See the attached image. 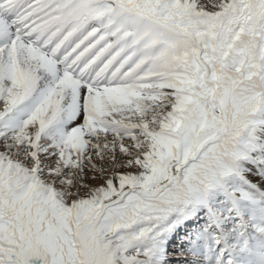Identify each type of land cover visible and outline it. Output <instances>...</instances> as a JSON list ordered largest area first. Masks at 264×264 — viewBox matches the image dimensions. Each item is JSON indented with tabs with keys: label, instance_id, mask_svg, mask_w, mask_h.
<instances>
[{
	"label": "snow or ice",
	"instance_id": "1",
	"mask_svg": "<svg viewBox=\"0 0 264 264\" xmlns=\"http://www.w3.org/2000/svg\"><path fill=\"white\" fill-rule=\"evenodd\" d=\"M0 264H264V0H0Z\"/></svg>",
	"mask_w": 264,
	"mask_h": 264
}]
</instances>
